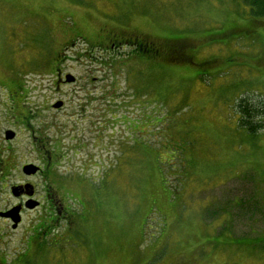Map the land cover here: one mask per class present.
Returning a JSON list of instances; mask_svg holds the SVG:
<instances>
[{"label": "rangeland", "instance_id": "374dc122", "mask_svg": "<svg viewBox=\"0 0 264 264\" xmlns=\"http://www.w3.org/2000/svg\"><path fill=\"white\" fill-rule=\"evenodd\" d=\"M243 3L0 0V211L17 203L11 189L30 180L22 168L42 166L45 139L68 141L78 128L97 149L96 162L87 161L100 167L92 188L60 183L63 169L31 179L42 203L50 181L58 209L41 235L27 232L46 213L23 215L13 264H264V121L250 135L238 106L245 98L263 108L264 85L255 68L229 74L220 64L232 52L253 61L264 49V19ZM105 15L132 26L150 19L141 29L163 25L197 46L227 28L251 33L235 48L202 49L199 60L218 59L202 79L168 85L145 73L131 74V84L122 64L111 71L93 57ZM59 71L76 83L59 90ZM63 101V112L49 110ZM80 105L89 106L83 117ZM20 113L32 115L27 129L15 123Z\"/></svg>", "mask_w": 264, "mask_h": 264}, {"label": "flooded vegetation", "instance_id": "af4514ba", "mask_svg": "<svg viewBox=\"0 0 264 264\" xmlns=\"http://www.w3.org/2000/svg\"><path fill=\"white\" fill-rule=\"evenodd\" d=\"M106 20L107 21L102 24L103 26L99 28V31L96 34V40H98V42L95 44L96 47L93 50V56H98L96 62H100L101 57L104 60L107 59L108 62H103L102 65H107L112 69L111 71L122 64L125 72L128 73V81L131 84L133 81L129 79L131 74H136V77L139 73L142 77L149 76L145 73L154 74L155 79H160L168 85L175 84L177 79L179 81L182 80L184 82H189L198 75L209 74L210 69L217 65L218 59L199 60L198 53L201 52L202 49H210L215 46L228 47L230 44L235 48L233 42H236L243 37H247L251 33L248 32V29L245 27H242L239 31L227 28L223 30L217 38L213 39L212 42L197 46L195 45L197 42L194 39H188L189 37L180 35L174 30L166 29L163 25H160L163 27L162 28L158 26L159 24H145L147 27L141 29L140 24L143 21L145 23L151 22L150 19L147 18H141L140 21H136V26H132L133 19H129L127 23H124L117 18L110 19L109 17H106ZM137 29H141L142 31H136ZM232 53L234 54L226 56V58L220 63L222 70L226 69L224 71L229 72L230 74V71H237L240 69L253 70V68H255L256 73L254 74V78H256L258 83H262L263 86L264 49L256 54V58L254 56L253 61H249L248 59L245 60L243 56L237 54L238 52ZM174 74L176 75L174 76ZM66 75L67 74H63L62 71H59L57 77V86L59 90L62 87H68L70 85L65 82ZM138 79L140 80V78ZM224 79L227 80L228 77H224ZM56 104H53L52 108L49 110L52 113L63 112L66 102L63 101V107L60 109L54 108ZM86 105L79 106L80 113L78 115L81 114L80 117H83L85 113L87 114L89 106ZM258 109L261 111L263 110L261 107H258ZM25 116V113H20L15 116L17 127H30L28 124L32 119V115L28 114L27 117ZM81 119L82 120H79L80 122L83 121L87 124L85 131L88 133L89 131L90 133H94L95 126H93L91 130H88L87 119ZM257 121H264V115L260 118H256V122ZM70 132L73 135L70 134ZM13 133L14 138L12 140H7L5 134V140L7 142L15 139L17 133ZM66 133L70 136L68 141H65V138L61 141L57 140L56 142L34 138L37 145L44 141L46 148L47 146L49 147L45 149L47 155L46 159L44 157L43 162L41 161L42 166H38L39 172L36 175L26 176L23 173L30 180L15 186V188L20 189L21 193L19 197H14L17 200V203L11 208H6L3 212L0 211V214H4L14 207L22 206L21 218H24L25 213L27 212L43 210L46 213L44 217L45 221L41 222L43 220H39L37 224L29 228L30 230L27 232L29 235L32 233H38L41 235L42 229L44 230L43 233L49 231L52 220L48 222L47 217L51 216V218H53V211L58 209L55 199H53L50 194V189L53 188L50 181L48 179L46 180V182H49H47V187L45 188V203H42V201L37 202V200H35L38 195V188L35 184H30V182L33 181L31 179L35 177L48 178L46 177L47 173L52 174L53 172H58L59 169H63L65 172L63 173V170L60 172V183H63L64 180H69L72 183H80L82 186L85 182L89 183V181H91L90 176L94 175L100 169L99 165L96 164V166H92L90 162L87 161L92 159L93 162H96L94 151H97V149H95L94 144L92 145L93 141L91 137L89 136L84 141L85 137L82 136L79 129L76 127ZM98 157L99 155L97 154V158ZM72 164L76 165L74 168L79 172L74 173L73 171H70L73 170ZM27 185L33 186V189L27 188ZM87 187L92 188V183H89V186ZM13 189L14 187L11 189V193ZM28 201H35L38 203V206L33 210H29L26 208ZM64 214L66 215V218L70 219L72 217L71 213L67 210L64 211ZM22 225L23 220L17 228H14V222L11 218L0 215V264H13L16 261L13 259V251H15L20 245V240L16 238V233L19 232Z\"/></svg>", "mask_w": 264, "mask_h": 264}, {"label": "trees", "instance_id": "16d2710c", "mask_svg": "<svg viewBox=\"0 0 264 264\" xmlns=\"http://www.w3.org/2000/svg\"><path fill=\"white\" fill-rule=\"evenodd\" d=\"M106 1H108V0H106ZM243 2H244L243 4L249 9V15L252 19H254V20L264 19V0H243ZM106 17H108V16H106ZM29 23H30V21H29ZM30 24L32 25L33 22ZM220 33H222V31H218L217 33H215L214 39L217 38V36H219ZM79 39L80 38H77V40H79ZM95 47L96 46H94V48ZM93 53H94V51H93ZM139 74H138V76H139ZM207 75H209V74H207ZM203 76H205V74L198 75L197 77H195V80H197L199 78L202 79ZM139 89H140V86H139V88H137V90H139ZM238 106L239 107L242 106L240 109H241V114L244 116V117H242L243 118L242 123H241L242 125L240 124V127L245 129L250 135L257 134L258 131L263 128V123L261 121L256 122V118H258V117L260 118L261 116L264 115L262 113V112H264V108H261V109H263V111L259 110L256 106L255 107L252 106L250 104V102H248L245 98L241 100V102Z\"/></svg>", "mask_w": 264, "mask_h": 264}, {"label": "water", "instance_id": "95a60500", "mask_svg": "<svg viewBox=\"0 0 264 264\" xmlns=\"http://www.w3.org/2000/svg\"><path fill=\"white\" fill-rule=\"evenodd\" d=\"M65 82L67 84H73V83L76 82V79L72 75H67L65 77ZM62 106H63V102H58L54 106V108L55 109H60ZM13 138H14V133L8 131L6 133V139L7 140H12ZM38 172H39V168L34 166V165H28V166H25L23 168V173L26 176H33V175H36ZM26 187L33 189V186H31V185H27ZM12 194L16 198L19 197L20 194H21L20 193V189L14 187V189L12 190ZM37 206H38V203L35 202V201H28L27 204H26V208L29 209V210H33ZM21 211H22V206H18V207H15L14 209H12L11 211H9L7 213L0 214V215H3V216L8 217V218H11L12 221L14 222V228H17L18 225L20 224V221H21Z\"/></svg>", "mask_w": 264, "mask_h": 264}]
</instances>
